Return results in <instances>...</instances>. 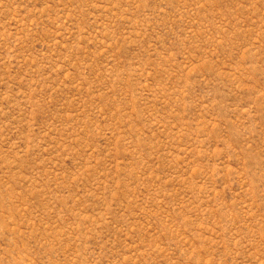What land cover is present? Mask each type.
Wrapping results in <instances>:
<instances>
[{"label":"rangeland","instance_id":"374dc122","mask_svg":"<svg viewBox=\"0 0 264 264\" xmlns=\"http://www.w3.org/2000/svg\"><path fill=\"white\" fill-rule=\"evenodd\" d=\"M0 264H264V0H0Z\"/></svg>","mask_w":264,"mask_h":264}]
</instances>
